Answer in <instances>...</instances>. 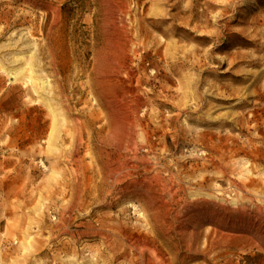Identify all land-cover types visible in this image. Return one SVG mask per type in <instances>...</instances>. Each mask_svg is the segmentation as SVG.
<instances>
[{"label":"rangeland","instance_id":"obj_1","mask_svg":"<svg viewBox=\"0 0 264 264\" xmlns=\"http://www.w3.org/2000/svg\"><path fill=\"white\" fill-rule=\"evenodd\" d=\"M17 55L0 264H264V0H0Z\"/></svg>","mask_w":264,"mask_h":264},{"label":"bare ground","instance_id":"obj_2","mask_svg":"<svg viewBox=\"0 0 264 264\" xmlns=\"http://www.w3.org/2000/svg\"><path fill=\"white\" fill-rule=\"evenodd\" d=\"M0 64H1L3 72L6 75H8V78L12 84H16L20 81L21 82L23 81L25 84H28L31 82L37 94L43 93L45 95L46 94L48 95L50 93L49 92V88H50L49 80L43 79L42 77L37 76L35 74L33 64L29 60L25 59V56L17 55L16 58L13 59V61L11 62L10 67L5 66L1 62ZM45 100L50 105V109L54 115V119L57 125L59 115L57 114L56 109L52 107L51 101L47 97L45 98ZM56 125L54 127L55 130L57 128ZM133 207L137 209V206L134 205ZM29 239H30V241H28L29 247H27V249L33 248L31 237H28V240ZM88 264H93V262L89 261Z\"/></svg>","mask_w":264,"mask_h":264}]
</instances>
